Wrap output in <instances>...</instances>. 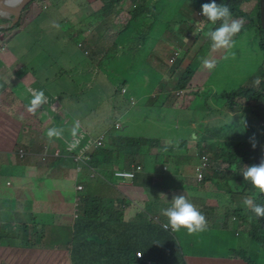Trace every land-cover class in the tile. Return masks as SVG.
Returning <instances> with one entry per match:
<instances>
[{"label":"rangeland","instance_id":"1","mask_svg":"<svg viewBox=\"0 0 264 264\" xmlns=\"http://www.w3.org/2000/svg\"><path fill=\"white\" fill-rule=\"evenodd\" d=\"M103 3L102 0H37L34 4L41 10L37 17L36 12H26L18 27L0 35V61L1 58L7 64L4 59L13 61L12 64L25 71L27 78L22 81L27 82L30 89L46 91L47 106L52 107L47 111L62 107V111L56 113H60L61 121L65 118L64 123H55L44 110L37 111L38 116L43 117L40 123L46 131L44 134L38 132L36 138L45 141L48 129L60 128L62 137L56 139L71 154H77L79 144L90 146L97 141L103 131V135L159 140L161 144L152 154L159 157L161 164H167L165 171L168 172L149 174L147 182L141 178L139 186L132 191L144 194L145 213L157 217L161 223L166 222L162 215L165 207L154 203L152 196L155 184L160 180L167 191L180 189L188 183L190 187L185 191L189 201L194 198L211 205L196 207L206 217V231L188 235L182 229L175 233L187 264H195L199 258L202 264H249L247 258L256 264H264V249L251 242L250 237L252 222L258 218L243 204V200L250 197L247 195L251 186L237 194L212 183L203 187L196 180L195 169L199 164L195 156L199 152L198 146L202 144L217 150L219 144L226 142L225 137L218 138L221 131L225 135L234 131L224 130L221 125L234 128V122L239 118L238 113L226 109L222 96L252 85L256 77H264L260 31L256 22L251 23V20H258L257 0H243L242 11L246 13L242 19L243 28L235 37L227 58L224 53L211 51V42L204 33L214 26L197 25L204 20L194 1L159 0L154 12V1L151 0L149 9L152 12L136 27L130 26L123 33L125 15L130 17L131 3H123L120 20L114 16L102 20L100 8ZM92 11L97 13L90 14ZM204 58L214 59L216 67L211 71L204 68ZM6 70L10 68H0V92L7 85L3 78ZM189 71L193 72L192 79L187 89L181 91L178 83ZM8 81L7 87L20 80L11 78ZM124 88L129 89L127 95ZM4 97L0 95V105ZM130 97L138 104L133 105ZM0 116L3 120L16 119L10 106L0 109ZM205 129L209 134L202 140ZM262 131L256 129L261 138ZM14 143H17L16 136ZM71 145L75 147L69 148ZM20 150L25 152L19 147L15 149L17 154ZM84 153L80 152L79 156L89 157ZM170 156H176V164L180 165L176 166ZM183 162H187V166H182ZM139 164L144 165L143 174H146L149 163ZM102 170L108 171L107 174L97 170L95 179L90 178L91 171L82 173L80 182L84 187L78 186V191L85 190L79 197L107 196L100 187L112 183L114 169ZM76 179L74 170L70 185L48 193V197H54L51 202L65 207L71 202L67 198L74 200ZM77 206L78 203L71 207V217L65 214L59 219L49 216L44 220L45 248L38 256L30 258L21 249L18 243L24 239L18 233L8 230V233L0 234V250L3 251L0 264H66L62 257L69 255L74 247L71 240L75 235L73 225L78 219L74 218ZM55 210L56 206L51 205L46 213H55ZM137 215L144 219L140 210ZM73 219L72 225L69 222ZM9 246L13 248H7Z\"/></svg>","mask_w":264,"mask_h":264},{"label":"trees","instance_id":"2","mask_svg":"<svg viewBox=\"0 0 264 264\" xmlns=\"http://www.w3.org/2000/svg\"><path fill=\"white\" fill-rule=\"evenodd\" d=\"M37 0H34L23 11L20 22L23 19L24 13L30 10ZM44 1V0H43ZM104 3L101 9V19L105 20L110 16L120 20L121 12L123 11V3L129 1L131 3V9H129L130 17L125 15L126 25L123 26L122 33L127 28L136 27L140 24L149 13H151L150 3L151 0H102ZM153 11H156V4L159 0H153ZM194 1L198 13H201V6L206 2L201 0ZM217 5L228 6L233 14L234 18H245L246 13L242 11L243 0H219L215 1ZM258 2V20H251V23L256 22V25L260 31V45L264 50V36L261 26V14L260 12V0ZM211 3V2H208ZM97 12H90V14H96ZM203 20L205 19L200 15ZM26 18V17H25ZM210 24V23H207ZM219 26V23L213 25ZM14 30V29H12ZM5 33V32H4ZM193 72L189 71L186 77L178 83V87L181 91L187 89L188 82L192 79ZM264 76V71H263ZM264 80V77L263 79ZM125 91V90H124ZM125 94L129 93L127 88ZM222 98L226 101V109L232 113H238V120L234 122V128L228 127L224 124H220L224 130L234 129L233 132L221 131V137H225L226 142L219 144L217 150L210 149L209 147L198 146L199 152L195 156L206 154L210 159L211 167L205 173L203 181L197 182L201 186H205L207 183L216 184L229 188L227 184L231 180L238 182H245L241 175V170L244 166H252L259 164L261 159H264V83L258 88H253L252 85L242 86L241 89L233 91L230 94H224ZM130 101H133V97H130ZM51 111V109H49ZM56 111H62L61 109H55L51 112L54 122H59L60 113ZM3 119V117H1ZM62 118V117H61ZM68 118V116H66ZM65 118L61 121L64 123ZM246 125H248L246 127ZM210 128V127H208ZM260 128L262 131V138L257 135L256 129ZM207 129V128H206ZM205 129L202 135V140L206 139V135L209 133ZM196 137H199L195 133ZM254 137L257 142V147L252 148L250 138ZM106 138L109 140L106 142ZM161 144L159 140H152L144 137H126L120 135H104L103 145L100 148L89 149L86 154L91 158L90 165L97 171V166L102 173H105L103 168H109L113 165L121 167L123 170H132L140 162L145 161L146 158L153 156V151ZM86 144H79V151L85 149L88 146ZM75 145H71L69 148H74ZM174 152V148L172 149ZM74 154V155H77ZM187 157V155H186ZM159 157L156 156L157 173L160 175L165 174L168 171L167 164H161L158 161ZM170 160L174 161L175 165L178 158L176 156L171 157ZM182 166H187V162H183ZM142 171L139 172L134 179V183L139 185L140 179L144 180L150 175L139 176L140 173L145 170L141 164ZM122 166V167H123ZM121 167V168H122ZM96 175V172H95ZM150 179V178H149ZM148 179V180H149ZM147 180V181H148ZM158 187L163 185L162 180L157 182ZM197 185H194L196 187ZM250 190L252 191L251 198L255 203L264 205V195L257 193L253 189L252 185ZM186 187H190V184L185 183L180 187V190H185ZM222 188H224L222 186ZM133 195L117 198L115 201H106L103 198L92 196H81L77 206V217L73 225V233L75 234L71 240L74 245L71 253H69L70 264H187L184 254L179 250V241L174 232L165 230L159 223H154L151 219L144 223H138L129 221V204L134 200ZM138 197V196H136ZM200 200L191 198V202L196 207H206L205 202L199 203ZM211 206V205H209ZM102 215L101 218H99ZM128 217V218H127ZM254 217V216H253ZM258 218L257 221L252 222L250 231L251 242H255L264 249V218ZM34 241L29 243V250H37L41 253V250L45 248L46 236L44 231L36 232L33 237ZM39 239V240H38ZM33 248V249H32ZM137 253H141L142 258H138ZM249 264H256L250 258L246 259Z\"/></svg>","mask_w":264,"mask_h":264},{"label":"crops","instance_id":"3","mask_svg":"<svg viewBox=\"0 0 264 264\" xmlns=\"http://www.w3.org/2000/svg\"><path fill=\"white\" fill-rule=\"evenodd\" d=\"M28 12H36L35 17H37L41 10L38 9L37 4H34ZM4 60H6L9 64L5 63L3 58H1L0 66L10 68L9 71L6 70V75L3 76L4 83L6 82L8 85V79L11 78H16L20 81L18 84H9L8 87L6 85L3 91L0 92V95L5 96L1 101L0 109L3 110L10 106L16 116V119L6 118L7 120H3L0 116V234L8 233V230L18 233L20 237L24 239V241L20 240L18 245L31 258V256L35 257L41 254L33 248V250H29L31 245H29V243L34 241V234L41 231V229L45 227L44 220L49 216L51 218L56 217V219H59L63 215L67 214L68 217H71L69 215L71 207H76L78 201L80 200V192L85 190L84 188L82 191H78V186H83L80 182L82 179L80 176L84 171H91V169L83 164L75 163L73 159L69 157L70 154L65 150V147L56 138H53L50 142L48 138H46L48 142L46 140L44 141L36 138L38 132L44 134L46 130L45 126L40 123V120H42L43 117H39L38 112L33 115L26 111L25 105L30 99V85L22 80L23 78H27V75L25 74V71H23V68H18L17 65L12 64L13 61L8 59ZM12 69L14 70V73L11 72ZM124 90L126 92L127 88H124ZM53 101H55V99H53ZM132 104L137 105L138 102H134ZM60 108L62 109V107ZM49 109H52V107L47 106V103L41 108V110H44L52 116L51 112L47 111ZM9 125L12 127L9 128ZM11 128H13V136H11ZM16 131H18L17 135ZM103 133L104 131L101 134L102 136ZM15 136L17 141L16 144L14 143ZM17 147L24 149L25 152L20 150L17 154L15 151ZM57 151L60 152L59 157L55 156ZM154 157L156 158L154 155L146 158L147 164L149 163L146 166L148 171L146 170V174H143V170V172L139 174L140 177L158 172ZM142 166L144 168V165ZM96 168L99 169L98 166ZM118 168L121 167L113 165L107 168V170ZM74 170L77 172V179L73 192L75 199L71 200V198H67L72 203L70 202L69 204H65V207L62 204H53L56 203L51 202L54 200V197H48V193L60 189L63 190L64 185L66 187L68 184L70 185L71 175ZM107 172L108 171H105L104 174H107ZM93 174L94 173L92 172L90 176L91 179ZM149 178L150 176L144 181L147 182ZM227 184L230 187L225 188L223 184L222 186L224 189L231 190L236 194L249 188V184L245 182H238L236 180H231ZM137 186L139 185H136L134 180H118L114 178L112 183L101 186L100 191L102 193H107V196L103 199L113 202L122 195H124L126 199H129L128 195L132 196L134 193L132 190H134ZM176 189L177 190L167 191L163 186L158 187V184L156 183L152 195L154 203H159L166 209L170 206V202L174 194L179 195L184 193L186 197H188L187 191L180 190L179 188ZM136 192L137 193L134 194V200H132L128 206L129 218H127L129 221L136 222V224H138L148 221L146 219H152L156 223L163 225L164 223L159 222L157 217L154 218L145 213V204L142 203L144 202V194H141L138 190H136ZM118 193H120V195L116 198ZM251 193L252 191L250 190L249 194ZM249 194L247 196L251 197ZM73 203H75V205ZM199 203L202 204V201L200 200ZM23 205L26 206L25 209H23ZM51 205L56 206L57 210H55V213H46L50 209ZM209 205L210 204L206 207H209ZM137 210H140V214L144 219L139 218ZM77 212H75L74 218L77 217ZM234 218L237 217L234 215ZM74 221L75 220L73 219V221H70L69 223L73 225ZM44 232L46 233V230ZM7 248L10 249L13 247L9 246ZM2 253L3 251L0 250V260ZM62 259L67 261L66 264H70L69 255L63 256ZM1 262L2 261H0V263ZM5 263L7 262L2 264ZM195 264H202V260L200 258L197 259Z\"/></svg>","mask_w":264,"mask_h":264},{"label":"clouds","instance_id":"4","mask_svg":"<svg viewBox=\"0 0 264 264\" xmlns=\"http://www.w3.org/2000/svg\"><path fill=\"white\" fill-rule=\"evenodd\" d=\"M200 15L205 19L197 23V25H202L204 23L216 25L219 23L218 27L209 28L204 35L211 42V51L224 53L225 58H227L229 50L234 46L235 37L238 36L243 28L242 18H234L228 6L223 4L217 5L215 0H212L211 3L203 4L201 6ZM202 66L211 71L216 67V61L214 59L204 58L202 59ZM251 83L253 88H258L264 83V80L260 77H256ZM29 91L30 99L25 107L28 113L34 115L47 103V97L43 90L30 89ZM62 132V129L53 127L48 129L46 136L49 141H51L53 138H61ZM250 143L253 149L257 147V142L254 137L250 138ZM70 156L76 155L70 153ZM97 170L100 171L99 169ZM116 171L117 169H114L112 172L114 178H116ZM241 175L245 181L250 182L253 189L261 195H264V159H261L259 164L244 166L241 170ZM95 178L96 175L94 173L92 179ZM243 204L246 208L250 209L256 217L264 218V205L255 203L254 199L250 197H246L243 200ZM162 215L166 218V222L162 225L165 230H171L176 233L183 229L186 230L188 235H196L207 230L208 225L206 217L189 201L184 193L179 195L174 194L170 206L162 210Z\"/></svg>","mask_w":264,"mask_h":264},{"label":"built area","instance_id":"5","mask_svg":"<svg viewBox=\"0 0 264 264\" xmlns=\"http://www.w3.org/2000/svg\"><path fill=\"white\" fill-rule=\"evenodd\" d=\"M4 33V31H0V35H2ZM125 92V91H124ZM103 139H104V135L101 136L97 141L93 142L90 146H88L85 150L83 151H87V150H93L96 148H100L103 145ZM69 153V151H67ZM82 152V151H81ZM70 154V153H69ZM84 155H86L84 153ZM56 157L60 156V152L57 151L56 152ZM88 156V155H87ZM70 158H73V160L77 163V164H83L87 167H89L91 169V171L93 173H95L96 171L90 166V161L91 158L90 157H86L85 159L81 158V156L76 155V156H69ZM199 159V164L196 167V173H197V179L199 181H203L205 173L207 172V170L211 167L210 164V159L206 154H201L199 156H197ZM142 171V167L139 165L137 168L135 167L132 170H123V169H117V171L115 172V177L119 180H134L137 176V174L139 172ZM94 177V174L93 176ZM79 189H82V187H80ZM171 231V230H170ZM138 258H142L141 253H137ZM150 264H152L150 262Z\"/></svg>","mask_w":264,"mask_h":264},{"label":"water","instance_id":"6","mask_svg":"<svg viewBox=\"0 0 264 264\" xmlns=\"http://www.w3.org/2000/svg\"><path fill=\"white\" fill-rule=\"evenodd\" d=\"M34 0H0V31H7L18 27L25 8ZM212 2V0H201ZM219 1V0H215ZM261 26L264 36V0H260Z\"/></svg>","mask_w":264,"mask_h":264}]
</instances>
